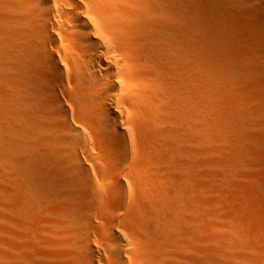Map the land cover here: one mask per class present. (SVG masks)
I'll use <instances>...</instances> for the list:
<instances>
[{"label":"bare ground","instance_id":"1","mask_svg":"<svg viewBox=\"0 0 264 264\" xmlns=\"http://www.w3.org/2000/svg\"><path fill=\"white\" fill-rule=\"evenodd\" d=\"M1 92L4 264H197L195 199L146 190L183 141L220 181L264 178V0H0ZM218 222L205 260L233 264Z\"/></svg>","mask_w":264,"mask_h":264},{"label":"rangeland","instance_id":"2","mask_svg":"<svg viewBox=\"0 0 264 264\" xmlns=\"http://www.w3.org/2000/svg\"><path fill=\"white\" fill-rule=\"evenodd\" d=\"M2 93L3 92L0 93V145L3 144V143H6V142H11V141H8L9 137L12 138L10 140H14L15 142L17 141V134L16 133H12L9 130V128H7L8 127V123L6 122V119L8 121V117H6L7 113L5 114V112H6V110H4L5 109L4 108L5 104L3 106V102L5 100V97H4V95ZM6 124H7V126H5ZM8 130H9L10 133L8 132ZM14 134H15V136H14ZM6 137H8V138H6ZM197 139H198V136H197ZM183 144H184V146H183ZM180 147L181 148H179L178 155L174 156L173 159H171L173 161H169V162L167 161V163L164 166V169H166V170L167 169L169 170V168L171 167L170 168L171 172H169L170 170L169 171L167 170L168 173H166V171H165V173L163 172L164 173L163 177L165 178V176H167L168 178L166 177L167 179H163V181L161 182L160 179H159L161 177H159L157 179V181L161 182V183L159 182L160 186L156 187L158 182H156V183L154 182L156 184V185L153 184L154 188H151V189L147 188L148 190H146V191H154L153 189H155L157 191H162V190L163 191H170L172 189V192L175 191L173 193H175L178 196H180L185 202H188L190 199H193V200L195 199L194 206H195V209H196L195 212H196V218H197V221H196V224H197V229H196L197 230L196 231L197 232L196 233L197 234V236H196V238H197V243H196V245H197V248H196L197 253H196V255H197V257L195 258L197 260H195V261L197 262V264H203V262L205 264H209L210 263L209 261H206L205 259L208 260L209 257L211 258V254H212L211 253L212 252L211 249H213V241L211 243V240H214L213 237H215L214 234H216V227H217V226H215L216 225L215 223H217L219 220L223 221V222L221 221L223 223V227L222 226H220V227H222L223 229H224V226L226 227V229L228 227L230 229V231H231L229 233V235L231 234L230 236L232 237L233 236L232 234H235L234 236H235V239H236V243L237 244L239 243L240 244V248H241V246L243 248V249L241 248L242 250L241 249L238 250L237 246L239 247V244L237 245L236 243H234L236 245L235 249L238 250L239 252L241 250L242 254H241V252L238 254L237 253L238 251L235 253L236 250L235 251L232 250L235 253V255H236V256L234 255L235 257H232V259H233L232 262H234L233 264H236V263H238V264H242V263L246 264L245 263L246 261H244L243 258L239 260V257L241 258L243 255L245 256L246 253L247 254L250 253V252L245 251L244 247L246 249V247L248 246L247 249L251 250V248L255 246V249H260V250L264 251V245H261V248L259 246L260 243L262 244L264 242V240L262 241V238L264 239V235H263L264 234V228H263L264 227V223H262V222H264V219H263L264 218V211H263L264 210V199H263V197H264V192H263L264 191L263 190L264 187H262V186H264V183H263L264 182V178L263 179L261 178L262 181L259 182L260 178H258L257 176L255 177V174H253L250 170H248L249 171L248 174H247V171H246V174H245V171L244 172H240V173H237L236 175H234V177H230L231 179H227L228 177L226 178V176H224L225 179H223V180L224 181H228V183L226 182L227 184H225V182L223 180H221V181H223V184H225V187H224L222 182L220 180H218L220 178L219 177L217 178L214 175V173L212 172V164H211V162L209 161L210 162V164H209V162L207 160H205V159H202L200 157V155H196L198 153L197 150H199L198 142H197L196 145L191 146L187 142L185 143V141H183L181 143ZM189 147L190 148L192 147V148L190 149ZM195 147H196V149H195L196 151L194 150ZM192 149H193V151H195L197 153L196 154L192 153L193 152ZM189 150H191V153L189 152ZM13 156H14V160L12 158ZM6 157H8L6 159V161H8V162H5V164L3 166L4 168L0 167L1 170H2V176H3V177L0 176V178H2V180L0 179L1 184H2V185L0 184V187L3 186L5 189L8 188L7 189L8 191H14V189H17L16 191H23V188H22V176H21V172H20L21 169H20V164H18V162H19V160H18L19 159L18 149L17 148H13L12 150H9L8 154H5L4 158H6ZM177 158H178L179 161L177 160ZM190 159H192V160H190ZM200 159L206 161V163L204 161H203L204 163L201 162ZM177 161L178 162L181 161V163H178ZM193 161H195V162H193ZM186 163H188V164H186ZM5 166L7 168H5ZM165 167H167V168H165ZM172 167L174 169H172ZM175 169H177V170H175ZM173 173L175 174L174 176L171 175ZM0 175H1V172H0ZM168 175H170V176H168ZM177 175H179L180 177L177 176ZM6 176H7V178H6ZM235 176H236V178H235ZM170 177H174V180H175V178H178V177L179 178L177 179V181L176 180L174 181V180H172L173 178H170ZM233 178L235 179L234 181H233ZM3 179H4L5 186L2 183ZM167 180L170 181V184H169V181L167 182ZM217 181L221 182L222 188L219 186V183H218V185H217V183H215ZM232 181H233V183H232ZM236 183H237V185H236ZM260 183H262V185H260ZM32 184H34V183L32 182ZM215 184H216V186H215ZM229 184H231L230 186H234V187H231L230 189H228V187H230ZM16 185H17V187H16ZM3 187H1V189ZM216 187H218V188L220 187L221 189L220 188L218 189ZM226 187H227V189H226ZM3 189L0 190V191H3ZM166 189H168V190H166ZM255 189H256L257 192L255 191ZM259 189H260V191H259ZM132 190L133 189H131L129 191H132ZM217 190H218V192H217ZM134 191H137V190L135 189ZM223 191H225L224 192L225 195L223 194ZM220 194H221V196H223V198H222L223 201L219 199L221 196H218V195H220ZM228 194H230V195H228ZM258 194H260V196L258 197L260 199H257V195ZM256 201L259 204H261L260 207H258L259 204ZM217 204L219 206H221L220 208H223V209H221L222 212L220 211V208L217 209V207H219V206H217ZM261 208H263V209H261ZM0 210L1 211L3 210V208H1V206H0ZM213 210H214V212H213ZM216 210L217 211L219 210L221 213H218L219 211L217 212ZM1 211H0V213L2 214L4 212V210L2 212ZM215 213H216L217 217L215 216ZM1 214H0V217H1ZM2 215L4 216V213ZM3 216H2V218H0V222H1L0 223V240H2L1 237H3V234H4V233H2V231H3L2 230V226L4 224ZM218 217H219V220L217 219ZM259 217H262V218H259ZM221 218H223V219H221ZM216 219L218 221H216ZM257 219H259L260 221L257 220ZM261 220H263V221H261ZM219 222H218V224H219ZM213 225L215 227H213ZM258 225H260L261 228ZM262 225H263V227H262ZM255 226H256V229L254 230ZM222 228L220 229V231L223 230ZM227 231H229V230L227 229ZM254 231H256V233L258 232L260 234L259 235L257 233L259 235V237H257L258 235H256V233ZM253 232H254V234H253ZM219 233L221 234L222 232H219ZM223 233H222V235H223ZM225 236L226 235H224L223 237H225ZM185 239H187V238H185ZM250 239H252V240H250ZM256 239L259 241V243L257 242ZM254 240H255V242H253ZM233 241H234V238H233ZM1 244H2V241H0V248H1L0 252H3ZM234 244H233V247H235ZM245 245H247V246H245ZM250 245H251V247H250ZM184 252L186 253L185 249H184ZM233 252H232V255L234 254ZM185 253H182L183 257L189 256L188 255L189 252L186 253V254ZM208 255H209V257L206 258V256H208ZM239 255H241V256H239ZM254 256H256V255H254ZM203 258H204L205 261H203ZM237 258H238L239 261L237 260ZM209 260H211V259H209ZM0 264H4V259H3L2 255H0Z\"/></svg>","mask_w":264,"mask_h":264}]
</instances>
